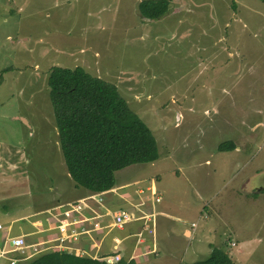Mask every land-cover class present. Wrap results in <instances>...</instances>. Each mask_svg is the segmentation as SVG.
I'll use <instances>...</instances> for the list:
<instances>
[{"label": "rangeland", "instance_id": "rangeland-1", "mask_svg": "<svg viewBox=\"0 0 264 264\" xmlns=\"http://www.w3.org/2000/svg\"><path fill=\"white\" fill-rule=\"evenodd\" d=\"M138 1L0 0V141L11 149L0 224L14 218L15 234L20 217L74 193L47 76L80 66L115 84L156 140L155 160L115 173L152 178L165 213L147 236L156 252L129 260L127 249L124 262L187 264L218 247L233 264H264V0H170L156 19ZM226 140L237 146L218 150Z\"/></svg>", "mask_w": 264, "mask_h": 264}, {"label": "trees", "instance_id": "trees-1", "mask_svg": "<svg viewBox=\"0 0 264 264\" xmlns=\"http://www.w3.org/2000/svg\"><path fill=\"white\" fill-rule=\"evenodd\" d=\"M170 0H139L141 17L156 19L169 9ZM49 98L67 173L74 186L100 192L114 186V172L158 157L151 129L127 105L115 84L91 75L80 66L53 65L47 76ZM233 140L218 150H231ZM264 191V190H263ZM24 264H109L89 255L47 250ZM117 264H130L119 260ZM187 264H233L227 252L213 247L209 255Z\"/></svg>", "mask_w": 264, "mask_h": 264}, {"label": "built area", "instance_id": "built-area-1", "mask_svg": "<svg viewBox=\"0 0 264 264\" xmlns=\"http://www.w3.org/2000/svg\"><path fill=\"white\" fill-rule=\"evenodd\" d=\"M132 190V200L129 202L130 210L121 207L107 208L104 205L103 191L93 192L75 201L59 205L57 209H54L55 211L50 212V215L55 219L52 228L57 232V235L53 237V241L56 242L54 245L37 248L39 242L29 244L23 235L11 236L7 237L11 249H1L0 257H3L8 251H17L20 253L19 257H9L7 259L8 264H17L21 257L26 259L35 252L60 250L76 255H89L109 264L118 262L121 258L119 251L124 249L122 241L126 235L124 237L111 235V230L123 229L127 224L136 222L139 224L138 231L129 233L127 237L130 235L141 237L142 234L154 236L155 233L156 211L154 210V204L160 201V195L156 192L154 184L139 186H133L132 184ZM146 192L153 196L149 201L143 200ZM147 206L150 208L149 210L146 209ZM190 225L192 228L195 223L192 222ZM1 227L0 224V229ZM93 233L102 236L109 235L114 249L119 247L120 250L90 254L83 248H74L68 244L77 241L82 235H92ZM29 246L33 247L32 252L27 251Z\"/></svg>", "mask_w": 264, "mask_h": 264}, {"label": "crops", "instance_id": "crops-1", "mask_svg": "<svg viewBox=\"0 0 264 264\" xmlns=\"http://www.w3.org/2000/svg\"><path fill=\"white\" fill-rule=\"evenodd\" d=\"M18 116H20V115H18ZM18 116L16 117L17 119L19 118ZM55 133L57 135L56 128H55ZM10 150L11 149L9 146H7L4 142L0 141V168H3V166H2L3 163H6L7 166L10 164L9 160H8V156H10ZM4 156H5V160H4ZM117 171L114 172V177H115V173ZM67 174L68 173L66 172V175ZM67 177L69 179L68 175H67ZM72 184H73V181H72ZM132 184H133V186H139L142 184H146V185L154 184V187H155V181L152 178H150V180L143 179L142 181H139L137 179L132 180V181H124L123 178L117 179L115 177L114 186L103 191L104 205L109 209L110 208H120V207L123 208L122 205H124V204H127L130 207L129 202H130V200H132V193H133ZM71 187L73 188L74 193H71V195L68 199H66L62 202H57V201L48 202V204L43 205L42 207L37 209V211L35 213L29 214L28 217H25V216L20 217L19 219L22 218V220H24L25 225L23 227L21 225H19V229H18L17 233H15V234L13 233V230H12V224L14 223V220H13L14 218H10L9 220H11V221L5 227V229H3V226L1 227L2 229H0V250L1 249L6 250V244L8 242L7 237H11V235H13V234H14L13 236L23 235L26 242L29 244L39 242L40 247H46L48 245H54L56 242L53 241V237H55L57 235V232L54 228H52V226L54 225L55 219H54V217H52L50 215V212L55 211L54 209H57L59 205L65 204L67 202L75 201L79 198L85 197V196L90 194V192H88L86 189H84L82 187L80 188V187H76L74 185ZM155 189H156V187H155ZM156 192H157V190H156ZM151 197L153 198V196H151L149 194V192H146L143 200L149 201V200H151ZM156 204H154V210L156 211V216L160 215V214L161 215L165 214L163 210L157 211L155 209ZM146 209L149 210L150 208L147 206ZM156 222H157V218L155 217V224H156ZM132 225H135V227H133ZM138 227H139V224L136 222L127 224L126 226H124L123 229L118 230L123 235H119L116 233L112 234L113 230L110 231L111 234L115 235V236L124 237L126 235L124 240L122 241V245L124 243H126L125 247H124V249L119 251V254L121 255L120 260L125 261L123 259L122 254L127 249H128V253H130V257H129L130 259L129 260H131V259L135 258V256H139V255H145V259H149L150 257H147V255L156 252V249L154 250V246H153L154 243H152V246L149 247V239H147V236H149V234H142L141 237H138L136 235L135 236L130 235L129 237H127V235L129 233H133L135 231H138ZM194 227H192L190 229L184 228L183 231L185 232L187 230L189 232L188 236L191 237L192 236V230L194 229ZM108 237H109V235L102 236L101 234L93 233L92 235H82V236H80V238L77 241H72V242H69L68 244L74 248H77V247L81 248V249L83 248L86 251H88L90 254H95V253L97 254L101 251L107 253L110 251L108 249L109 246L107 247V245L105 244L106 238H108ZM152 237L154 238V236H152ZM32 248H33L32 246L27 247V251L32 252L33 251ZM97 248H98V250H97ZM143 249H144V252L142 253ZM14 252H16L17 254L20 255L19 252H17V251H14ZM37 253L38 252H35V253H33V255H35ZM33 255H31V256H33ZM9 257L10 256H7L6 254H4L3 259L0 261V264H8L7 259Z\"/></svg>", "mask_w": 264, "mask_h": 264}, {"label": "water", "instance_id": "water-1", "mask_svg": "<svg viewBox=\"0 0 264 264\" xmlns=\"http://www.w3.org/2000/svg\"><path fill=\"white\" fill-rule=\"evenodd\" d=\"M23 122H25V120L23 118H20Z\"/></svg>", "mask_w": 264, "mask_h": 264}, {"label": "flooded vegetation", "instance_id": "flooded-vegetation-1", "mask_svg": "<svg viewBox=\"0 0 264 264\" xmlns=\"http://www.w3.org/2000/svg\"><path fill=\"white\" fill-rule=\"evenodd\" d=\"M264 181H262L261 183H263Z\"/></svg>", "mask_w": 264, "mask_h": 264}, {"label": "clouds", "instance_id": "clouds-1", "mask_svg": "<svg viewBox=\"0 0 264 264\" xmlns=\"http://www.w3.org/2000/svg\"><path fill=\"white\" fill-rule=\"evenodd\" d=\"M19 263V262H18Z\"/></svg>", "mask_w": 264, "mask_h": 264}]
</instances>
